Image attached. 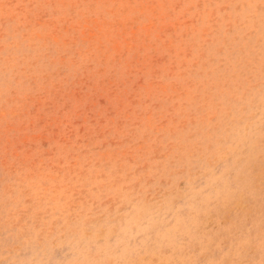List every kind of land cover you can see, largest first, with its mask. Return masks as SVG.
I'll return each instance as SVG.
<instances>
[{
    "label": "rangeland",
    "instance_id": "1",
    "mask_svg": "<svg viewBox=\"0 0 264 264\" xmlns=\"http://www.w3.org/2000/svg\"><path fill=\"white\" fill-rule=\"evenodd\" d=\"M264 0H0V264H264Z\"/></svg>",
    "mask_w": 264,
    "mask_h": 264
},
{
    "label": "snow or ice",
    "instance_id": "2",
    "mask_svg": "<svg viewBox=\"0 0 264 264\" xmlns=\"http://www.w3.org/2000/svg\"><path fill=\"white\" fill-rule=\"evenodd\" d=\"M262 16H264V8H262ZM224 264H227V262H224Z\"/></svg>",
    "mask_w": 264,
    "mask_h": 264
}]
</instances>
